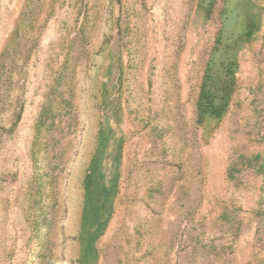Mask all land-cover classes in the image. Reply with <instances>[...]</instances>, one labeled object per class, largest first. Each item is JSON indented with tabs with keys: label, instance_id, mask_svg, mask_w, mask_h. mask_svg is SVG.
Here are the masks:
<instances>
[{
	"label": "rangeland",
	"instance_id": "rangeland-1",
	"mask_svg": "<svg viewBox=\"0 0 264 264\" xmlns=\"http://www.w3.org/2000/svg\"><path fill=\"white\" fill-rule=\"evenodd\" d=\"M29 1L0 0V15L9 4L0 19V59L20 26L0 68V264L29 260L37 213L31 148L47 129L39 120L47 119L43 108L57 85L66 102L42 137L43 156L60 162L57 150L73 154L69 164H44L46 184L64 180L68 199L56 180L46 186L50 204L59 200L63 211L43 230L38 249L46 257L38 264H51L50 254L59 264H79L84 181L109 124L124 142L118 166L114 144L104 160L118 190L96 244L99 264H264V171L250 165L264 164V0H34L33 29L18 23ZM245 10L258 16L260 29L237 46ZM235 52L230 108L218 125H201L196 100L207 62ZM113 62L108 90L120 102L121 123L109 120L117 106L103 105ZM54 138L72 142L71 152L49 145Z\"/></svg>",
	"mask_w": 264,
	"mask_h": 264
},
{
	"label": "trees",
	"instance_id": "trees-1",
	"mask_svg": "<svg viewBox=\"0 0 264 264\" xmlns=\"http://www.w3.org/2000/svg\"><path fill=\"white\" fill-rule=\"evenodd\" d=\"M32 3L35 4V1L33 0ZM32 3L29 1V3L25 6L26 8L23 13V18L21 21H18L19 24L22 22L25 24L32 23L30 29L34 28L33 22H36L37 20V18L33 16V13H30V11L33 10V6H31ZM42 5L43 3H40L38 6H36V8L42 9L45 4L44 6ZM209 8L208 10L211 11V6H209ZM244 15H246V18L242 21V23H239L241 24V30L235 38V43L237 46H240V43L242 41L248 42L252 40L255 33L260 29V19H258V16L255 15V13H248V11L245 10ZM19 30L20 26L17 25V27L11 33L7 40L4 46L3 53L1 54L0 68L3 65V61L5 60V58L12 55L11 47H13L14 44H17V39L19 38ZM238 66L239 62L237 58V52H235L234 54H228L226 57L220 55L218 62L215 60L214 54L207 62L196 100V114L197 122L199 124L203 125L205 122H207V120H216V125H218V123H220L223 117L226 115L230 108V104L237 87L236 72ZM114 68L115 64L113 62V64H111L107 69V77L105 80L103 93V105H109L113 107L117 106V109L114 110L113 117H111V119L109 120L110 122H112L114 119H116V123H121L122 119L120 115H117V112L120 113V102L118 99L117 103L115 102L114 98L111 99V97H109L110 94L108 90V82H112L113 80L112 73ZM65 73L63 74V79L60 80L59 84L63 83V80L65 79ZM4 81V77L0 73V88L1 86H3ZM57 86L54 87V89L50 92L49 96L51 98L43 108L44 116H46L47 119L41 118L39 120L40 126H43V128L46 127L47 129H40L38 131L35 136L36 139L34 146L31 148V160L33 164H35V168L37 170V176H35L32 181V187L36 188V191L33 192L32 196V205L37 213L32 216L33 234L31 235L29 241L33 242V244L30 245V256L26 264H38L37 258L40 254L42 255V258L46 257L45 254H43V252L40 253L38 249V246L43 247V230L46 229V233H49L48 229L58 224V219L57 217H55L56 215L54 213H60V215H62L61 210L63 209V203L61 208L60 206H57L59 200H54L50 204L48 200L49 195L46 193V186L52 185L54 183V180L57 181L58 176H56L48 184H46V177L49 175V172L44 170V164H62V162L64 164H69L73 154L72 153L68 155L69 153H67V151L58 152L57 150V155L59 156L58 159L60 158V162H57V157H53L56 159V162H53L49 157L50 155L48 156L47 154H45L43 156V146L45 145V143L42 137L45 136L47 132L49 134L51 131L50 129H48V127L50 125L51 117H54L56 114L55 109L59 105L63 107V102H66V98L63 95L64 89ZM17 113L18 114H16L14 120L15 123L18 121L21 115L20 112ZM108 114L109 110L107 111V115ZM87 138L88 136L85 135L81 140L78 139V145L79 142H83V140H86ZM123 142V137H117L115 126H113L112 124H109V126H107L106 128L104 127L103 130H100L98 134V144L96 146L95 154L90 161L91 166L87 168V175L84 181L85 194L82 208V219L79 225L80 232L78 239L80 244V251L78 253L79 262L77 263L79 264H99V255L97 253L96 244L99 238L105 233L108 222H110L112 219L113 213L115 211L114 198L118 190V176H116L112 181H108L106 179V175L103 171V166L105 164L104 160L106 159L110 144H114L115 146L112 152V155L114 153L113 162L118 166L121 162L120 151H122L123 149ZM50 144L53 148L56 149L60 146H66L69 152H71L72 147H74L72 142L64 145L62 139L59 138H54L52 143L49 141V145ZM117 150L119 154L116 153ZM261 155L262 152H257L254 155L253 159L256 160L260 158ZM250 165L256 166L260 171H264V164ZM232 170L233 168L229 171L231 177L234 176ZM63 181L64 180L60 181V183L59 181L57 182L62 192L61 196L66 200L68 199V196L64 194V190L66 187ZM50 205L53 210L55 208L54 211L49 210ZM34 243H36L37 245H34ZM50 255L53 257L51 264H59L58 260L55 259L53 254ZM41 262L42 264H47L45 262L43 263V261Z\"/></svg>",
	"mask_w": 264,
	"mask_h": 264
},
{
	"label": "crops",
	"instance_id": "crops-1",
	"mask_svg": "<svg viewBox=\"0 0 264 264\" xmlns=\"http://www.w3.org/2000/svg\"><path fill=\"white\" fill-rule=\"evenodd\" d=\"M8 8H9V4H6L5 6L1 7L2 14L0 15V19L2 23L5 22V19L8 17Z\"/></svg>",
	"mask_w": 264,
	"mask_h": 264
}]
</instances>
